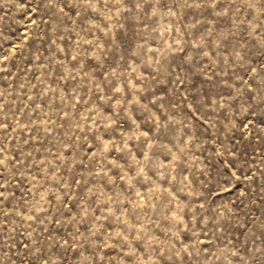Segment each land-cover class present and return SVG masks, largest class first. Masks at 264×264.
Instances as JSON below:
<instances>
[{
	"label": "rangeland",
	"instance_id": "374dc122",
	"mask_svg": "<svg viewBox=\"0 0 264 264\" xmlns=\"http://www.w3.org/2000/svg\"><path fill=\"white\" fill-rule=\"evenodd\" d=\"M0 264H264V0H0Z\"/></svg>",
	"mask_w": 264,
	"mask_h": 264
}]
</instances>
